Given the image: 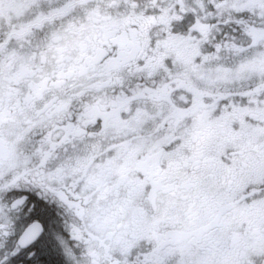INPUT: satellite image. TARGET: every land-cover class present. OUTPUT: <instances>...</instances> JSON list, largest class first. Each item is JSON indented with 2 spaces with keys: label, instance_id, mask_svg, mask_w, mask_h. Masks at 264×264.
Instances as JSON below:
<instances>
[{
  "label": "snow or ice",
  "instance_id": "obj_1",
  "mask_svg": "<svg viewBox=\"0 0 264 264\" xmlns=\"http://www.w3.org/2000/svg\"><path fill=\"white\" fill-rule=\"evenodd\" d=\"M0 264H264V0H0Z\"/></svg>",
  "mask_w": 264,
  "mask_h": 264
}]
</instances>
